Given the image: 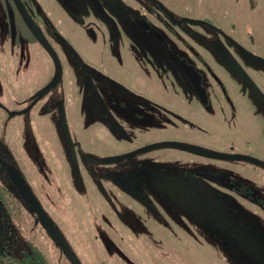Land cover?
Listing matches in <instances>:
<instances>
[{
  "label": "flooded vegetation",
  "instance_id": "af4514ba",
  "mask_svg": "<svg viewBox=\"0 0 264 264\" xmlns=\"http://www.w3.org/2000/svg\"><path fill=\"white\" fill-rule=\"evenodd\" d=\"M224 1H198L195 16L192 0H0V90L8 95L24 76L30 83L20 109L0 101V110L27 114L45 187L78 175L99 185L115 172L126 177L131 160L149 163L142 178L160 190L164 180L180 181L192 204L226 212L256 250L170 193L194 219L227 232L236 253L238 244L240 256L264 264V34L255 26L264 23V0H229L233 16ZM7 156L0 151V172L33 209L12 173L28 182ZM28 187L84 264L57 225L69 219L53 222L49 201L48 209ZM94 225L101 231L93 237L108 236V223Z\"/></svg>",
  "mask_w": 264,
  "mask_h": 264
},
{
  "label": "rangeland",
  "instance_id": "374dc122",
  "mask_svg": "<svg viewBox=\"0 0 264 264\" xmlns=\"http://www.w3.org/2000/svg\"><path fill=\"white\" fill-rule=\"evenodd\" d=\"M198 1L201 0H192L191 9L195 16H200L199 11H202ZM228 1L225 0L224 4L233 16L236 6ZM241 7L237 8L239 15L244 12ZM255 26L260 28L263 37L264 23ZM24 81L25 76L22 82L7 86L8 95L4 89L0 90V101L9 109L17 110L24 105L29 93L25 91L30 86ZM26 115L8 116L0 110V151L12 158L39 200L46 208L50 207L53 222L57 224L62 217L69 219L57 225L63 232H70L68 243L84 264H258L252 263L248 256L244 257V253L239 256L231 244L230 235L215 223L194 219L168 191L160 190L142 178L140 173L153 169L149 163L138 168L131 160L125 164L128 171L126 177L115 172L113 180L99 185L90 177L70 176L67 179L74 192L80 195L81 202H84L82 206L66 189V178L54 179L56 182L49 185L48 190L45 187L48 179L43 172L44 163L31 154L34 135L26 123ZM80 134H83L82 140L85 137L86 146H89L90 130H83ZM14 176L18 178L16 174ZM9 180L3 174L5 198L11 206L9 217L12 219L13 236L10 243L13 250L19 253L32 245L44 257L45 263L42 264H70L58 243L41 223L36 222L35 211L25 203ZM142 196H147L151 204L145 205L140 200ZM65 198L72 203L74 212ZM108 198L111 203L106 205ZM44 200L49 201V207ZM74 214L78 228L73 222ZM92 223L111 225H101L108 227V236L93 237L101 229ZM86 232L90 236H86ZM248 232L253 239L256 238L252 230L248 229ZM255 241L259 245L260 241ZM0 264L4 263L0 261Z\"/></svg>",
  "mask_w": 264,
  "mask_h": 264
},
{
  "label": "water",
  "instance_id": "95a60500",
  "mask_svg": "<svg viewBox=\"0 0 264 264\" xmlns=\"http://www.w3.org/2000/svg\"><path fill=\"white\" fill-rule=\"evenodd\" d=\"M73 51V50H72ZM218 51V50H217ZM220 51H218L219 53ZM220 54V53H219ZM233 66V65H231ZM10 113L11 115L14 114ZM17 175L18 178H15L14 175ZM13 178L17 185L21 188L23 195L30 201L34 211L37 213L38 219L44 225L50 233L53 235L55 240L61 245V247L64 249L65 253L67 256L71 259L73 264H81L79 260L77 259L76 255L71 251V249L68 247L64 239L61 237L59 232L52 226V224L48 221V219L45 216V212L43 211L40 203L38 200L35 198L31 190L29 189L28 185L24 181V179L20 176L19 173H12ZM162 185L166 190L171 193L175 198H177L180 203H182L185 207L193 210L194 212L197 213L200 217H206L210 220L215 221L216 223H219L226 229H228L230 232L233 234L239 236L243 243L250 249L256 250L255 246L253 243L243 234L241 229L238 227L237 223L230 218V216L219 209L218 207H207L197 203H191V200L189 199V192H187L186 187H184L185 191H182L180 188L182 186L180 181H172V180H164L162 182ZM242 236V237H241ZM239 256L241 255L240 253V248L238 244H235ZM259 258L264 262V256L261 253H257Z\"/></svg>",
  "mask_w": 264,
  "mask_h": 264
},
{
  "label": "trees",
  "instance_id": "16d2710c",
  "mask_svg": "<svg viewBox=\"0 0 264 264\" xmlns=\"http://www.w3.org/2000/svg\"><path fill=\"white\" fill-rule=\"evenodd\" d=\"M0 261L4 264H42L44 257L34 246L21 249L16 253L10 242L12 239V219L9 202L4 191L3 174L0 172ZM5 181V180H4Z\"/></svg>",
  "mask_w": 264,
  "mask_h": 264
}]
</instances>
